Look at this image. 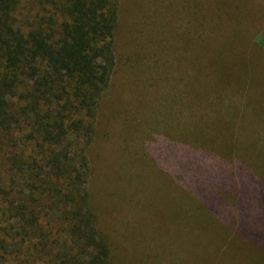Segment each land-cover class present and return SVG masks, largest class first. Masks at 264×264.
<instances>
[{
	"label": "rangeland",
	"instance_id": "obj_1",
	"mask_svg": "<svg viewBox=\"0 0 264 264\" xmlns=\"http://www.w3.org/2000/svg\"><path fill=\"white\" fill-rule=\"evenodd\" d=\"M124 1L107 137L91 152L100 221L118 232L119 264H203L238 242L210 234L205 211L189 219L197 204L174 184L192 186L183 164L205 172L202 189L237 188L248 166L264 178V0Z\"/></svg>",
	"mask_w": 264,
	"mask_h": 264
},
{
	"label": "trees",
	"instance_id": "obj_2",
	"mask_svg": "<svg viewBox=\"0 0 264 264\" xmlns=\"http://www.w3.org/2000/svg\"><path fill=\"white\" fill-rule=\"evenodd\" d=\"M124 11L121 0H0V264H119L124 254L91 191L98 178L91 152L107 137L98 118L120 69ZM257 44L264 48V36ZM179 168L192 186H174L197 204L185 210L189 219L205 211L214 219L205 222L210 234L238 242L229 253L210 246L215 255L203 264H261L260 170L243 167L248 179L237 188L202 189L197 177L205 172Z\"/></svg>",
	"mask_w": 264,
	"mask_h": 264
}]
</instances>
